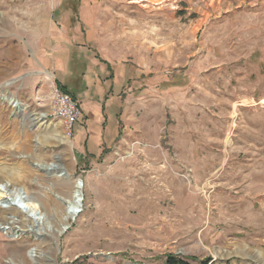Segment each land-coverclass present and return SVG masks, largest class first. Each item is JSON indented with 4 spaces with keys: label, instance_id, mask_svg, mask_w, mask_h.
I'll use <instances>...</instances> for the list:
<instances>
[{
    "label": "rangeland",
    "instance_id": "obj_1",
    "mask_svg": "<svg viewBox=\"0 0 264 264\" xmlns=\"http://www.w3.org/2000/svg\"><path fill=\"white\" fill-rule=\"evenodd\" d=\"M67 57L81 103L101 98L94 65L122 82L120 132L95 159L79 155L78 123L51 114L52 65ZM57 160L68 178L38 165ZM79 179L81 213L59 233ZM9 180L42 202L53 229L0 207V264H165L169 254L264 264V0H0V183Z\"/></svg>",
    "mask_w": 264,
    "mask_h": 264
},
{
    "label": "crops",
    "instance_id": "obj_2",
    "mask_svg": "<svg viewBox=\"0 0 264 264\" xmlns=\"http://www.w3.org/2000/svg\"><path fill=\"white\" fill-rule=\"evenodd\" d=\"M76 48L74 51L76 52ZM78 51V50H77ZM80 54V51H79ZM81 56V55H80ZM85 56V55H84ZM82 57V56H81ZM66 61L57 60L53 63L55 69L56 83H60L65 86L69 94L73 91L69 88L71 83H74L77 78V74L74 72L75 61L73 58L67 57ZM94 63V61H91ZM97 64V63H94ZM96 66V79L99 81V85L104 86L102 88L101 98L94 101H87L81 103V116L78 120L77 127L75 129V144L79 148L78 152L81 158H93L103 155L105 146L109 147L114 141L115 137L119 134V117L117 107L121 106L119 96V88L122 84L121 80L115 76L114 78L103 77V74L108 73L109 64L105 63ZM62 70H59V69ZM99 69V70H98ZM85 72V71H84ZM83 72V73H84ZM94 72V73H95ZM89 75V72H85ZM85 74V75H86ZM93 80V73L90 75ZM88 78V77H87ZM67 79V80H66ZM90 79V80H91ZM69 85L67 84V82ZM83 83V81H82ZM84 87L88 85L83 83ZM106 85V88H105ZM72 95V94H71ZM98 100V101H97ZM83 105H85L83 107ZM86 108L85 120H83V109ZM111 108L112 114L115 115L114 127H110L109 109Z\"/></svg>",
    "mask_w": 264,
    "mask_h": 264
},
{
    "label": "bare ground",
    "instance_id": "obj_3",
    "mask_svg": "<svg viewBox=\"0 0 264 264\" xmlns=\"http://www.w3.org/2000/svg\"><path fill=\"white\" fill-rule=\"evenodd\" d=\"M9 84L10 83L8 82L7 85ZM2 98L4 101H7L8 103H10L12 106H14L17 109L24 110L26 108L25 105L19 99H17L15 96H13L12 94L8 92L6 94H3ZM45 115L41 114L42 117H44ZM50 124H48V127ZM51 129L46 128L44 130L46 131L45 133H47V136L49 138H52L53 141L66 142L67 140L66 136H62L60 135L58 131L51 130ZM38 165L39 167L41 166L42 168H44L46 172L50 174H55L60 178L69 177V175L64 171L63 165L59 160L53 161L51 163H39ZM79 180L76 181V188L74 189L71 198L66 199V200L64 199L65 209L62 215V226L59 230V233H63L64 231L68 230L72 221L76 220L79 214L81 213V211L78 213L74 211V208L76 207L81 208V206L79 205V201H81V198L78 199V197H81V194L76 195V193L80 192L81 189L83 188V186L79 184ZM11 184L12 182L10 180L4 183H0V194L1 196L3 195L2 196L3 198L0 199L1 209L3 211H8V210H13L14 208H16L17 210L25 213L33 221V226H30L29 227L30 229H33L35 226V229L40 232L43 231L45 228H49L52 230L53 223L47 219L46 213L42 211V202L37 197L26 194L24 189L21 187L15 188L14 190H12L10 188ZM4 194H7L6 195L7 198H4ZM56 215L58 216V213H56ZM8 218L10 219V223H14L17 220V216L13 212L8 215ZM6 226H7L6 229L12 228L10 224ZM237 253L243 258H245V257L250 256L252 254V251H250L249 249L245 247H240L237 250ZM31 255L33 257L36 256L34 250L31 251ZM255 255L257 257L264 256V254H261L260 252H258Z\"/></svg>",
    "mask_w": 264,
    "mask_h": 264
},
{
    "label": "built area",
    "instance_id": "obj_4",
    "mask_svg": "<svg viewBox=\"0 0 264 264\" xmlns=\"http://www.w3.org/2000/svg\"><path fill=\"white\" fill-rule=\"evenodd\" d=\"M52 105L51 114L68 128H73L78 123L81 116V102L77 98L57 86L52 97Z\"/></svg>",
    "mask_w": 264,
    "mask_h": 264
},
{
    "label": "trees",
    "instance_id": "obj_5",
    "mask_svg": "<svg viewBox=\"0 0 264 264\" xmlns=\"http://www.w3.org/2000/svg\"><path fill=\"white\" fill-rule=\"evenodd\" d=\"M58 87L63 90L66 93H69L65 86L61 85L60 83H57ZM73 96V95H72ZM76 98V97H75ZM211 258H209L205 264H210ZM165 264H191L187 259L180 258L176 255L169 254L166 258ZM204 264V263H203Z\"/></svg>",
    "mask_w": 264,
    "mask_h": 264
},
{
    "label": "water",
    "instance_id": "obj_6",
    "mask_svg": "<svg viewBox=\"0 0 264 264\" xmlns=\"http://www.w3.org/2000/svg\"><path fill=\"white\" fill-rule=\"evenodd\" d=\"M79 184H80L81 186L84 185L82 179L79 180ZM79 194H81V197H78V199L81 198V201H79V205L81 206V208H79V207L74 208V211H75L76 213H78V212H80V211L82 210V205H83V201H82V200L84 199V198H83V193H82V191L76 193V195H79Z\"/></svg>",
    "mask_w": 264,
    "mask_h": 264
}]
</instances>
